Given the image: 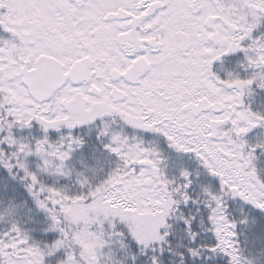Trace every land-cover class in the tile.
<instances>
[{
	"label": "snow or ice",
	"instance_id": "6c2138e0",
	"mask_svg": "<svg viewBox=\"0 0 264 264\" xmlns=\"http://www.w3.org/2000/svg\"><path fill=\"white\" fill-rule=\"evenodd\" d=\"M0 264H264V0H0Z\"/></svg>",
	"mask_w": 264,
	"mask_h": 264
}]
</instances>
